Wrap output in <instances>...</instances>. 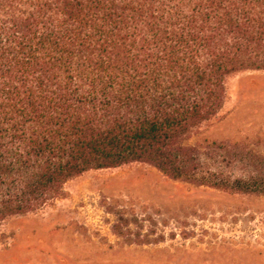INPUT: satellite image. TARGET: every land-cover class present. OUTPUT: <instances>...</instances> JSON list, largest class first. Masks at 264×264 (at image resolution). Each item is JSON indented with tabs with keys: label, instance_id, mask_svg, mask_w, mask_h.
Segmentation results:
<instances>
[{
	"label": "trees",
	"instance_id": "trees-1",
	"mask_svg": "<svg viewBox=\"0 0 264 264\" xmlns=\"http://www.w3.org/2000/svg\"><path fill=\"white\" fill-rule=\"evenodd\" d=\"M248 70L264 0H0V226L132 163L264 197V155L203 130Z\"/></svg>",
	"mask_w": 264,
	"mask_h": 264
},
{
	"label": "rangeland",
	"instance_id": "rangeland-1",
	"mask_svg": "<svg viewBox=\"0 0 264 264\" xmlns=\"http://www.w3.org/2000/svg\"><path fill=\"white\" fill-rule=\"evenodd\" d=\"M203 130L264 155V70L230 77L221 112ZM0 236V264H264V197L174 181L132 163L68 181L63 197L7 219Z\"/></svg>",
	"mask_w": 264,
	"mask_h": 264
}]
</instances>
